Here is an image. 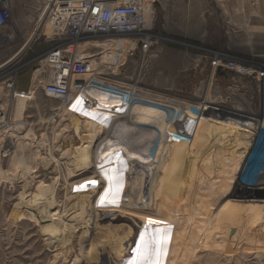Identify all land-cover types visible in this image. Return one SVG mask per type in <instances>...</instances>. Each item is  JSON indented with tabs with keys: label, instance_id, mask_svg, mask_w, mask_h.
Listing matches in <instances>:
<instances>
[{
	"label": "rangeland",
	"instance_id": "obj_1",
	"mask_svg": "<svg viewBox=\"0 0 264 264\" xmlns=\"http://www.w3.org/2000/svg\"><path fill=\"white\" fill-rule=\"evenodd\" d=\"M56 1L65 0H14L13 22L20 39L0 50L1 67L29 38H36L28 49L20 51L21 58L27 49L22 61L18 62L19 58L18 63L7 68L17 77L18 92L9 97L8 119L5 127L0 128V170H7L9 175L0 180V264H87L83 254L90 249L86 247L88 240L102 264H117L110 257L113 251V257L119 258L118 264H264V140H228L227 132V139L219 137V146L212 149L203 146V140L196 134L197 124L187 128L185 134H175L166 146L160 166L159 162L154 164L147 181L149 187L144 192L146 198H152L153 205L141 224L131 227L117 213V221L99 220L91 229L83 220L70 233L57 221L58 238L43 231L45 209L37 207L27 212L24 202L36 203L42 198V182L56 187L60 212L79 202L76 192L85 190L94 179V171H102L104 184L115 181L104 163L109 159L106 155L112 149L110 144L109 149L94 157L88 166L92 170L73 178L68 175V169H74L76 147L70 129L71 114L43 89L53 73L49 62L54 52L48 53L54 45L48 39L58 36L65 23L64 18L57 17V8L51 11ZM157 1L160 4L157 31L163 39L158 55L139 71L138 81L144 89L158 93L183 91L189 97H206L215 102H220L223 94L231 98L225 107L236 113L241 109L237 114L245 112V116L254 117L257 101L254 91L242 84L227 82L219 86L211 81L207 77L210 71L202 72V57L215 58L220 53L230 54L238 62L250 58L264 63V0ZM48 5L50 18H55L42 30V26L38 27V16ZM102 42L94 41L84 49L93 53L95 47H102ZM44 54L49 56L42 57ZM109 129L100 128L101 140ZM11 133L29 135V139L21 140L20 145L10 150L6 143ZM21 145L24 146L18 154L26 163L20 168L14 166L10 154ZM6 150L9 153L5 154ZM131 174L129 169V182L138 176ZM125 192L126 188L123 197L114 201L101 190L98 198L91 201L92 209L96 210L99 198L103 197V209L120 211ZM16 209L20 210V220L13 214ZM87 210L91 213L90 208ZM72 212L63 213V219L66 221ZM85 229L90 230L88 235Z\"/></svg>",
	"mask_w": 264,
	"mask_h": 264
},
{
	"label": "built area",
	"instance_id": "obj_2",
	"mask_svg": "<svg viewBox=\"0 0 264 264\" xmlns=\"http://www.w3.org/2000/svg\"><path fill=\"white\" fill-rule=\"evenodd\" d=\"M156 3L159 2L157 0H65L56 1L52 9L48 5L41 12L42 16H38V27L42 26V30H45L52 24L55 17L50 18L52 12L49 11L55 8H57V17L64 18L65 23L58 36L48 39L54 45L48 54L54 52L55 56L49 62L52 64L53 73L52 80L43 85L45 94L60 101L63 107L70 111L78 96L85 94L92 98L93 95L95 96L93 94L95 90L104 91L116 105L117 111L113 120L117 117L130 118L133 109L138 106L156 107L167 112L169 128L172 132L176 126L190 118V110L196 114L200 113L198 106L182 103L180 99L200 104L212 100L206 97H189L183 91L175 93L148 91L138 81L140 69L142 70L158 55L163 39L157 31ZM13 4L14 0H0V50L20 39L13 22ZM33 36L36 37L37 33ZM35 39L29 38L20 51L25 47L28 49L33 41H36ZM100 40H112L113 47L108 49L95 47L93 53L82 48L84 43ZM20 51L0 67V80L4 79L0 84V128L8 119L9 97L11 95L15 97L18 92L17 77L13 75V71H8L7 68L10 66L7 65ZM25 52L18 62L22 61ZM45 56L46 54L42 57ZM234 59L230 54L217 53L215 58L205 55L202 57V72L210 71L207 77L219 86L228 82L227 84L233 83V85L242 84L246 89L254 91L257 98L254 117L237 114L238 117L234 115L233 120L236 121L240 117L254 119V128L247 127V122L243 123L246 121L244 119L238 120L237 123L241 131L243 128L250 130L248 132L252 134L251 140H264V63L250 58H243V62ZM83 77L87 78L82 80ZM158 99L175 101L172 105H166ZM221 99L222 102L212 101L213 103L211 102L208 107L236 113L228 107L224 109L231 98L228 99L222 94ZM98 104L100 105L101 102L99 101ZM221 116L223 114L216 115V119L220 121Z\"/></svg>",
	"mask_w": 264,
	"mask_h": 264
},
{
	"label": "bare ground",
	"instance_id": "obj_3",
	"mask_svg": "<svg viewBox=\"0 0 264 264\" xmlns=\"http://www.w3.org/2000/svg\"><path fill=\"white\" fill-rule=\"evenodd\" d=\"M88 45H90V43H84L82 45V48H85ZM102 47L106 49L112 48L113 41L103 40ZM20 54H18L15 58H13L9 62L7 67L15 64L19 60L21 56ZM53 56H55L54 53L51 57ZM87 77H83L82 80H85ZM100 92H101L100 90H95L93 93L95 94V96L93 95L92 98L90 96H86L85 94L78 96L73 106L70 108L69 114H71V118H72L70 129L73 133L72 140H74L76 147H75V150H73L75 151L73 154L74 157L72 156L73 162L69 159L72 162L74 169H68V172H69L68 175L72 176L73 178V177H76L78 174L80 175V173L82 174V173L92 170L88 166L92 163V160H95L94 157L99 156V153L100 154L102 153L101 151H105L109 149V144H110L112 145V149L110 150V152H107L108 155H106V158L109 157V159H107L106 162L104 163H105V166L106 165L109 166L110 172L112 173L110 178L114 179L115 181L112 184L110 182V185L107 183L104 184L102 183L103 178H104L102 177L103 176L102 171L101 172L94 171L92 175L94 179H92L91 183L85 186V190H82V192L80 190H77L76 192V195H78L79 202L72 205L69 210L67 209L65 211H60V212L57 211L58 200L56 196L57 194L56 187L53 185H47L46 183L42 182L41 187H40L43 193L42 198L37 199L38 202L36 203H31L29 201H25L24 203L26 204V207H27L26 210L29 213L34 211L37 207H42L43 210L45 209V214L43 215V217L45 218L42 221L44 226H42V228H43V231H45V233L48 235L53 236L54 234H56L57 225L59 224V223L57 224V221H60L62 223V227H64L65 230L68 229L70 233H72L77 228V226L79 227L80 224L84 222L88 223V227L92 229L94 227V222L99 221V220L103 222H109V223H111V221H114V220L117 221L119 217L117 213L122 214L121 218L127 219L131 227L141 224V222L145 220V218L148 216L151 210V207L153 205L151 202L152 198L148 199L145 197V194H144L146 186H147V181L150 177V173L153 170V166L154 164L158 162L160 166V163L162 162L163 156L165 155V152H166V146L168 145L170 140H174V138L176 137L175 134L176 135L178 133L179 135L185 134L184 132L186 131L187 128L191 129L192 126H195L197 124L199 131L196 132V134L198 135L199 139L203 140V144H204L203 146L212 148V149H214L216 146H219L218 141H217L219 140L218 139L219 137H222V140L227 139V136H225L227 132L230 133L228 140H240V141L243 140L246 142L249 140L250 142L252 141L251 140L252 134L248 132L250 130L242 127L243 131H241V128L238 126L239 123L237 122L238 120L244 119L246 120L247 124H250L251 126L250 128H252L255 120L250 119L248 117H240V118H237L236 121L233 120V117H235L241 109L237 111V113H232L229 110H222L220 108L208 107L210 106L209 104H211V102L209 101H206L205 104H202V103L200 104L195 101H186V100L180 99V102L182 103L198 106L200 108V113L196 114L190 110V115H191L190 118H188L186 121H184L179 126H176V128H174L175 130H173L172 132L171 129L169 128L167 112L164 110H160L159 108H156V107L138 106L133 109L132 116L130 118L129 117H117L113 120V118L115 117L114 113L117 111L115 108L116 105H114V100L111 99L109 95L105 94L104 91H102L101 93ZM194 98H197V97H194ZM99 101L101 102L100 105L98 104ZM160 101L164 102L166 105H172L173 104L172 102H174L175 100L173 99L172 101L171 100L170 101L160 100ZM174 106L178 108L176 105ZM218 114H223V116H221L222 118L220 121L216 119V115ZM92 124L97 125V126L94 127V125L92 126ZM92 127H94V129H92ZM100 128H103V129L110 128L109 130L110 131L113 130L112 131L113 133L110 134V131L107 130L105 134L106 136L101 140L100 135L103 132L100 130ZM67 131L63 130V133ZM89 131L93 132L91 133V136H87V133ZM11 132H12V129H11ZM108 133L110 136H107ZM58 135L60 136V134ZM28 136L29 135L21 137L17 134L16 136H14L11 133L10 135L7 136V143H6L7 147L6 148H9L10 150L13 149L15 145H17L21 140L23 142L24 140H28L29 139ZM250 142H248V144ZM122 143L124 144V146H121ZM20 144L21 143H19V145ZM21 146H19L18 149L12 151V154H10L12 156L14 166L20 167V168L24 166V164L26 163L25 158L23 156L19 157V154H18L19 149H22L24 145H21ZM7 153H9V150H6L5 154ZM50 158L49 159L51 161L52 157ZM116 158H119V159L114 160ZM46 160L48 161V159ZM64 161H66V159ZM60 165L62 164L60 163ZM26 168H29V167L27 166ZM129 169H130V173H132L131 175L133 176L138 175L137 177L135 176L132 177L133 181H130V182L128 181V177H127V171ZM5 177L7 178L9 177L7 170L6 172L3 170L2 171L0 170V180H2ZM126 182H128V184H126ZM92 187H96V188L92 190L91 189ZM125 188L127 189V192H125L126 193L125 198L122 199V201L124 202L123 207L121 208L120 206V209L118 208L120 211L117 212V211L103 209L104 208L102 206L103 197L102 199L99 198L100 200H98V206L96 210L92 209L91 201L96 200V197L99 195L101 190H104V193L105 192L107 193L104 196L109 197L112 200L116 201L120 199V196L123 197L122 193L123 191H125ZM151 188H153V184L150 185V189ZM89 192L91 194L88 196ZM116 204H119V203H116ZM88 208H90L91 213H88V210H87ZM16 210H17V220H20V216H21L20 210L19 209H16ZM68 211L70 212L73 211L71 213L72 216L70 215V217H68L67 220L65 221L63 219V215L67 213ZM62 231H64V229ZM85 231H86L85 233L88 235L90 230L85 229ZM66 232L68 231L66 230ZM58 235L56 234L55 236H58ZM66 239H69V237H67ZM65 241L64 243H67ZM86 242H89L86 247H90V249L87 252L85 253L83 252L84 253L83 258L85 259V261H87V264H94V262H96V264H102L101 261L98 262L100 258H96V255H95L96 250H94V248L90 246L91 240H88ZM114 253L115 251L110 253V257L111 259L116 261L118 264L119 258L113 257ZM100 254H102V252H100ZM77 260L78 262L81 261L80 258L79 259L77 258Z\"/></svg>",
	"mask_w": 264,
	"mask_h": 264
},
{
	"label": "water",
	"instance_id": "obj_4",
	"mask_svg": "<svg viewBox=\"0 0 264 264\" xmlns=\"http://www.w3.org/2000/svg\"><path fill=\"white\" fill-rule=\"evenodd\" d=\"M156 6L159 8V7H160V4H159V3H156ZM13 214H14L15 216H17V210H14V211H13ZM235 233H236L235 230L232 231L231 236L233 237V236L235 235ZM230 247H231V243H230ZM229 249H231V248H229Z\"/></svg>",
	"mask_w": 264,
	"mask_h": 264
}]
</instances>
